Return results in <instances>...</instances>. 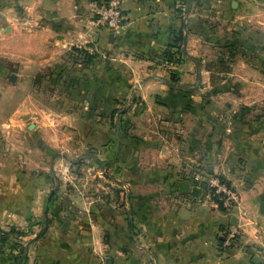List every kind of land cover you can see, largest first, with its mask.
I'll return each mask as SVG.
<instances>
[{
  "label": "crops",
  "instance_id": "obj_1",
  "mask_svg": "<svg viewBox=\"0 0 264 264\" xmlns=\"http://www.w3.org/2000/svg\"><path fill=\"white\" fill-rule=\"evenodd\" d=\"M102 1L0 0L3 140L27 147L28 131L52 143L54 113L29 90L44 71L79 103L88 144L95 128L132 133L119 134L117 188L99 189L113 203L96 192L45 214L41 171L5 172L0 264H264V0H190L188 11L187 0H121L124 22L111 32L91 27ZM79 47L89 61L62 79L65 55ZM166 49L179 59L166 65ZM181 167L182 181L220 175L238 206L228 213L202 191L173 204ZM230 230L238 236L226 248Z\"/></svg>",
  "mask_w": 264,
  "mask_h": 264
},
{
  "label": "rangeland",
  "instance_id": "obj_2",
  "mask_svg": "<svg viewBox=\"0 0 264 264\" xmlns=\"http://www.w3.org/2000/svg\"><path fill=\"white\" fill-rule=\"evenodd\" d=\"M183 5H185V3ZM3 19L4 16L0 15V26L3 25L1 22ZM74 49H72V52L70 50L72 53L70 54L71 56L66 58L67 55H65V59H68V65H66L67 69L65 68L64 70L66 74H63L62 79H65L66 76H72V72L74 75L81 71L80 69L81 65L84 63V59L80 57L78 52L79 49ZM177 56L178 54L172 59L178 60L179 58H177ZM171 60H168L166 65L174 63V61ZM11 72L17 73L19 71L16 69L15 71L11 70ZM48 74L49 71H44L40 75L41 80L38 78L35 80V83L40 82L41 84L36 86L35 83L33 85L30 84L29 90L32 91L34 103H40V106H44V108L49 107L54 113L52 115L54 117L52 118L58 125L48 128L42 126L43 129L45 128L47 130L49 136L52 137V143L50 140H46L49 139V137L45 139L44 136V139L42 138L43 142H39V140L37 142L32 136L30 138L28 136L30 132L26 131L27 147H24L21 142H12L11 145L8 141L3 140L2 134L0 133V144L2 146L0 149L2 151L0 158H10L7 164L5 163L3 166L0 164V166H2L0 171H3L0 177L5 179V172H22L21 174L38 175V171H41L40 173L43 174L42 202H44L43 200L47 195L49 197L52 194L48 201L47 209L52 205H60L62 208L63 204H73L76 203L75 201L83 203L86 196L91 195V193L94 196L96 192L102 194L101 196H97L99 200L103 198V200H105V198L108 197L107 202L113 203L116 199L115 193L110 195L106 194L105 191L100 192L99 189L105 188L106 186L108 187L107 191L110 190L109 188H117L112 180L116 176L118 170L120 171L118 164H115L119 162L116 161V158L120 160L125 159L126 156L125 151L121 152L118 142L121 140L120 135L124 138H131L132 133L130 132V128L117 126L119 131L115 132L111 130L113 127L110 129V127L104 126L103 130L95 128L93 132L90 133V137L94 140L95 145L93 143L88 144L84 137L86 115L82 114V108L77 101H75L74 104L76 107H73L71 101H68L67 97L61 93L64 86L63 84L57 81L52 84L49 83L50 78H46ZM174 77L175 74H172L171 79L173 81ZM15 81L16 77L14 76V79L10 82L13 83ZM70 112H72L71 119H73L71 123L67 116ZM55 114L59 115L56 116ZM98 117L95 120H97ZM33 118L38 121L39 116L34 115ZM74 119H76V122H74ZM28 122L29 121L26 123L28 124ZM38 133H34L37 139L40 138ZM16 140L18 141V139ZM193 173L188 172L185 174V177L188 178L187 180L190 181L194 187L199 189V193L202 191L204 195L202 194L201 200L207 197L210 199L209 201L213 200L218 204L220 209L227 211L221 204L222 201L218 199V196L212 195V191L208 184L212 175L209 176L206 173H200V171L196 172L195 175ZM181 175L182 167L179 173V182L182 181ZM16 180L17 182L21 181L20 179ZM123 187L126 188L125 186ZM127 198L129 197L124 194L122 197L123 203H129ZM172 202L177 206H182L184 203L182 194H177ZM230 212L231 211H228V213ZM101 260L104 261L105 259L103 258ZM103 261H101L100 264Z\"/></svg>",
  "mask_w": 264,
  "mask_h": 264
},
{
  "label": "built area",
  "instance_id": "obj_3",
  "mask_svg": "<svg viewBox=\"0 0 264 264\" xmlns=\"http://www.w3.org/2000/svg\"><path fill=\"white\" fill-rule=\"evenodd\" d=\"M95 9L96 18L92 20L91 27L97 31L111 32L119 28L124 22V16L121 10V0H104ZM78 49L80 50L81 48L79 47ZM86 52L89 54L91 53L88 50ZM79 55L83 59L84 54L79 52ZM208 184L212 191V195L218 196V199L222 201L221 204L227 211H232L238 206L239 195L220 178V175H213L209 179ZM260 233L264 236V229H262ZM237 236L238 233L235 230L225 232L222 237L223 246L226 248L229 247L232 242L236 240ZM101 264L107 263L103 261Z\"/></svg>",
  "mask_w": 264,
  "mask_h": 264
},
{
  "label": "water",
  "instance_id": "obj_4",
  "mask_svg": "<svg viewBox=\"0 0 264 264\" xmlns=\"http://www.w3.org/2000/svg\"><path fill=\"white\" fill-rule=\"evenodd\" d=\"M187 11L189 10L190 7V0H187ZM14 79V76H11V81ZM177 186L179 188V193L181 194H188L190 193L192 196H197L199 193V189L196 187H191L188 181H180L177 183ZM52 194L47 198L46 200V207H45V214L47 213V205L48 201ZM260 212L264 214V203H261L260 205Z\"/></svg>",
  "mask_w": 264,
  "mask_h": 264
},
{
  "label": "trees",
  "instance_id": "obj_5",
  "mask_svg": "<svg viewBox=\"0 0 264 264\" xmlns=\"http://www.w3.org/2000/svg\"><path fill=\"white\" fill-rule=\"evenodd\" d=\"M182 2H184L185 3V0H182ZM77 51V50H76ZM78 52H80V53H82V54H84V56H83V62H87V61H89V59H90V56L87 54V53H84V52H81V51H79L78 50ZM176 54H178L177 52H173L171 49H166L164 52H163V59H165V61H167L168 62V60H171ZM178 55H180V54H178ZM171 61H174V62H176L177 60L175 59H172ZM170 61V62H171ZM222 72H229V68L228 67H223L222 69ZM221 179H222V177H220ZM223 181H225L224 179H222ZM226 182V181H225ZM227 183V182H226ZM228 184V183H227Z\"/></svg>",
  "mask_w": 264,
  "mask_h": 264
}]
</instances>
